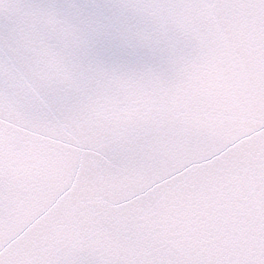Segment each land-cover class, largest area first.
I'll use <instances>...</instances> for the list:
<instances>
[{"label":"snow or ice","instance_id":"snow-or-ice-1","mask_svg":"<svg viewBox=\"0 0 264 264\" xmlns=\"http://www.w3.org/2000/svg\"><path fill=\"white\" fill-rule=\"evenodd\" d=\"M0 264H264V0H0Z\"/></svg>","mask_w":264,"mask_h":264}]
</instances>
